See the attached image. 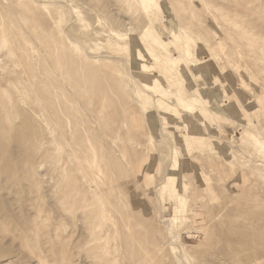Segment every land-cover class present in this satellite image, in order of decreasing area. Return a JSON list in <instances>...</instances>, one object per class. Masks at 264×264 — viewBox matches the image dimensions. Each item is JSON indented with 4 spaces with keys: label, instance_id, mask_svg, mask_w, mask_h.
<instances>
[{
    "label": "rangeland",
    "instance_id": "1",
    "mask_svg": "<svg viewBox=\"0 0 264 264\" xmlns=\"http://www.w3.org/2000/svg\"><path fill=\"white\" fill-rule=\"evenodd\" d=\"M0 264H264V0H0Z\"/></svg>",
    "mask_w": 264,
    "mask_h": 264
},
{
    "label": "bare ground",
    "instance_id": "2",
    "mask_svg": "<svg viewBox=\"0 0 264 264\" xmlns=\"http://www.w3.org/2000/svg\"><path fill=\"white\" fill-rule=\"evenodd\" d=\"M8 2V1H7ZM93 33H96L97 34V32L96 31H94ZM92 33V34H93ZM72 41L73 42H77V38H73L72 39ZM78 41H80V38L78 39ZM204 44V43H203ZM119 48V47H118ZM105 55V54H104ZM84 57H85V59L87 58V60H88V58L90 57L91 58V56H89V55H86V54H84ZM89 58V60H91L92 59V61L94 62L95 61V57L94 56H92V58L90 59ZM154 65H155V63H154ZM142 66V65H141ZM152 66V65H151ZM143 67V66H142ZM175 72V71H174ZM117 73H118V71H117ZM148 73V72H147ZM180 73V72H179ZM131 77V76H130ZM156 81V78L154 79V78H150V77H147V78H145L144 80H143V82L145 83V85L146 84H150V83H153V82H155ZM154 84V83H153ZM142 85H143V83H142ZM152 85V84H151ZM152 88H153V90H154V92L156 91V92H159V95L161 94V96L162 95H165L166 94V89H162L160 86H158V85H156L155 87H153V86H151ZM169 95V94H168ZM177 97V96H176ZM176 99V98H175ZM179 100V99H178ZM177 100V103L180 101H178ZM185 101V100H184ZM193 102V101H192ZM180 104H182V101H181V103ZM185 104V103H184ZM183 105V104H182ZM181 105V106H182Z\"/></svg>",
    "mask_w": 264,
    "mask_h": 264
}]
</instances>
